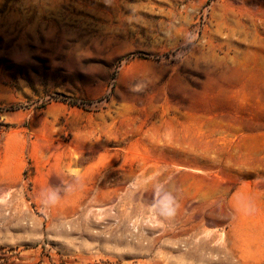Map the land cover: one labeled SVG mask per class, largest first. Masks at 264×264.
<instances>
[{"label":"rangeland","instance_id":"374dc122","mask_svg":"<svg viewBox=\"0 0 264 264\" xmlns=\"http://www.w3.org/2000/svg\"><path fill=\"white\" fill-rule=\"evenodd\" d=\"M0 264H264V0H0Z\"/></svg>","mask_w":264,"mask_h":264}]
</instances>
